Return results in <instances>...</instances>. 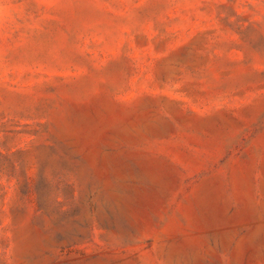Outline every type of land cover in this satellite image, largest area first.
Returning <instances> with one entry per match:
<instances>
[{
	"label": "rangeland",
	"instance_id": "rangeland-1",
	"mask_svg": "<svg viewBox=\"0 0 264 264\" xmlns=\"http://www.w3.org/2000/svg\"><path fill=\"white\" fill-rule=\"evenodd\" d=\"M0 264H264V0H0Z\"/></svg>",
	"mask_w": 264,
	"mask_h": 264
}]
</instances>
